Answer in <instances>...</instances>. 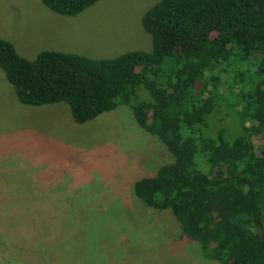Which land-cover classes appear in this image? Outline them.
<instances>
[{
    "label": "trees",
    "instance_id": "1",
    "mask_svg": "<svg viewBox=\"0 0 264 264\" xmlns=\"http://www.w3.org/2000/svg\"><path fill=\"white\" fill-rule=\"evenodd\" d=\"M98 1L41 0L68 17ZM143 27L152 50L112 59L42 51L29 60L0 38V68L22 105L66 103L79 125L128 106L172 156L136 181V197L170 211L204 259L264 264V0H158ZM220 85L234 90L230 98ZM225 109L237 116L240 135L211 130Z\"/></svg>",
    "mask_w": 264,
    "mask_h": 264
},
{
    "label": "rangeland",
    "instance_id": "2",
    "mask_svg": "<svg viewBox=\"0 0 264 264\" xmlns=\"http://www.w3.org/2000/svg\"><path fill=\"white\" fill-rule=\"evenodd\" d=\"M157 2L99 0L68 17L41 0H0V38L29 60L42 51L93 59L151 51L143 18ZM230 90L220 85L224 97ZM224 112L211 130L240 135L237 116ZM171 161L128 106L79 125L66 103L22 105L0 68V264H219L201 256L170 211L135 195L137 180ZM8 213L23 217L15 222Z\"/></svg>",
    "mask_w": 264,
    "mask_h": 264
}]
</instances>
